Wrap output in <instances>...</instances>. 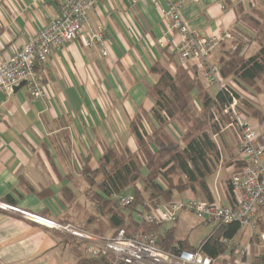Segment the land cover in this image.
I'll return each instance as SVG.
<instances>
[{
    "label": "crops",
    "instance_id": "1",
    "mask_svg": "<svg viewBox=\"0 0 264 264\" xmlns=\"http://www.w3.org/2000/svg\"><path fill=\"white\" fill-rule=\"evenodd\" d=\"M66 1L0 0V62L21 51L59 15ZM167 1L159 0L154 5L138 0L97 2L87 10L88 20L77 39L54 51L40 67L50 99L34 101L25 87L11 96L1 95L0 202L11 205L3 201L11 196L15 201L11 206L20 212L84 226L95 212L90 211L94 207L85 195L89 185L83 168L88 165L96 169L108 148L119 151L120 146L136 153L131 124L138 116L148 134L157 128L152 114L156 97L151 89L159 76L153 73V67L159 64L173 76L185 70L197 77L209 94L217 87L207 86L195 62L181 63L173 47L160 46L169 22L165 15ZM182 3L181 14L189 31L205 37L230 33L235 38L237 29L244 30L238 21L240 5L251 15L252 9L264 8V0ZM100 27L107 32V56L102 47L84 44V39ZM231 47L232 42L222 41L209 64L219 67ZM250 48L247 56L256 52L253 45ZM255 123L264 140V121L255 119ZM172 125L180 128L170 123L166 129L171 136ZM209 134L217 149L213 160L216 171L207 180L210 198L224 206L233 205L230 179L243 165L238 132L226 126L218 133L209 129ZM67 189L72 192L70 200L65 196ZM193 196L208 201L201 192L190 191L175 192L173 200ZM9 212L0 210V264H80L87 259L82 243L76 239L35 224L20 212ZM258 216L261 228L260 224L256 231L246 229L247 235L239 233L235 238L242 236L241 242L248 238L249 247L256 253L245 257L243 264L259 259L264 264V207ZM176 225L170 227L174 235ZM182 242L191 247L200 245L191 242L190 236ZM231 257L223 264H235L234 253Z\"/></svg>",
    "mask_w": 264,
    "mask_h": 264
},
{
    "label": "trees",
    "instance_id": "2",
    "mask_svg": "<svg viewBox=\"0 0 264 264\" xmlns=\"http://www.w3.org/2000/svg\"><path fill=\"white\" fill-rule=\"evenodd\" d=\"M239 13L238 21L244 30H236L235 39L231 41L233 47L219 64L220 76L224 81H234L240 87L249 86L264 96V90L258 85L264 79V8L252 9L251 15L245 13L241 4ZM254 43L258 45V50L246 56ZM40 67L36 69L40 71ZM153 73L159 76L151 89L156 97L152 114L157 128L148 134L138 116L131 124L137 143L136 153L128 149L121 152L108 148L103 152L96 169L88 165L83 168V176L89 185L85 195L95 210L83 229L96 235L113 237L119 230H124L131 237L138 227L133 218L134 213L144 209L149 212L152 208L169 204L175 192H201L209 202H213L207 180L216 171L213 160L217 156V149L209 129L218 133L219 127L210 124L209 113L212 109L229 105L240 96L227 85L212 97L199 79L190 76L185 70L173 76L157 64L153 67ZM195 92L196 96H193ZM254 108H250L249 112H253L250 116L263 123L262 114ZM172 122L184 127L180 139L183 147L166 131ZM129 189L133 190L135 199L123 208L118 205L116 197ZM65 196L70 200L71 190H65ZM3 201L15 205L11 196ZM101 214L107 217L108 222L98 218ZM144 228L148 233H157L161 225L144 224ZM241 229L238 223L217 225L198 247H191L186 242L176 241L174 228H169L161 238L160 245L165 250L176 246L192 252L199 250L216 260L229 250L234 252V248L223 241L233 242ZM80 264L101 262L87 258ZM253 264L263 262L259 259Z\"/></svg>",
    "mask_w": 264,
    "mask_h": 264
},
{
    "label": "built area",
    "instance_id": "3",
    "mask_svg": "<svg viewBox=\"0 0 264 264\" xmlns=\"http://www.w3.org/2000/svg\"><path fill=\"white\" fill-rule=\"evenodd\" d=\"M111 0H67L60 13L46 27L27 42L14 57L0 62V115H2L3 101L14 94L15 88L25 82V89L34 101H47L50 94L43 83L41 72L36 69L48 62L54 51L63 45L77 39L83 25L87 22V10L97 2ZM144 5L157 4L159 0H138ZM182 0H168L165 15L169 22L167 34L159 44L162 47H173L181 63L195 62L202 69V76L209 88L218 86L222 82L219 68L211 66L209 59L215 48L222 41H233L230 33L220 36L205 37L191 33L183 20ZM107 32L100 27L84 39L85 47H102L103 55L107 56ZM236 88L234 82L224 83L222 87ZM237 92V91H236ZM244 92H238L240 98L220 109H212V120L223 130L226 126L236 130L240 141L242 167L230 179L231 194L234 204L224 206L219 202H209L197 197L186 200H173L167 205L152 208L149 213L140 211L136 221L139 231L128 237L124 230H119L113 237H103L81 229L72 223L43 220L34 215L23 213L18 209L0 202V210L20 212L21 215L36 224L48 229L69 235L83 245L84 253L90 260L101 264H223L225 260H232L230 253H225L216 260L196 252L182 250L178 247L165 250L160 240L168 229L178 221L179 213L186 211L194 214L212 228L222 224L238 223L242 228L257 229L259 227V210L264 207V142L256 127L252 126L238 109ZM242 96V97H241ZM242 113V112H241ZM222 116L229 122L224 125ZM135 199L134 193L117 196L121 207H127ZM144 224L161 225L157 233L145 231ZM235 250V249H234ZM247 250L241 249L236 256L235 264H243ZM230 255V256H229Z\"/></svg>",
    "mask_w": 264,
    "mask_h": 264
},
{
    "label": "rangeland",
    "instance_id": "4",
    "mask_svg": "<svg viewBox=\"0 0 264 264\" xmlns=\"http://www.w3.org/2000/svg\"><path fill=\"white\" fill-rule=\"evenodd\" d=\"M252 47V46H251ZM253 47L254 49H256V51L258 50V45L257 44H253ZM251 48H249L250 50ZM252 51V50H250ZM249 52L247 51L246 54H248ZM247 56V55H246ZM202 79H203V76H202ZM205 81V79H203ZM224 81V80H223ZM225 82V81H224ZM224 82L221 84L219 83L218 86L215 88V89H210V95L212 97H214L213 94H215L217 92V90H219V87L220 85H224ZM234 82V81H232ZM227 83V82H225ZM236 88L235 90L238 92H241L243 91L245 94L244 98L240 99V103L238 105V109L239 111L241 112H237V113H240L243 117H245V119H247L249 121V123L255 127L256 123H255V119L253 117L250 116L251 113L253 112H249L250 111V108L251 107H255L254 109H257V111H260V113L262 114V117H263V121H264V99H263V94L261 93H258L256 90H253L251 87L249 86H246V87H240L238 86V84H236L234 82ZM258 85L261 87V89L264 90V79H262L261 81L258 82ZM242 97V96H241ZM263 108V110H261ZM253 109V108H252ZM210 115V124L212 125H215L216 126V123L213 122L212 120V116L211 114L209 113ZM222 120H223V123L224 125H226L228 122H229V119L228 117L226 116H222ZM209 124V125H210ZM176 125L178 127H180L177 122H176ZM173 126V127H172ZM171 129H170V133L172 134V138L175 140V141H180L181 137H182V126L180 128H176L174 125H172ZM218 128V126H217ZM220 130V128H218ZM167 131V129H166ZM221 131V130H220ZM168 132V131H167ZM261 134V133H260ZM263 140V139H262ZM240 142V141H239ZM180 143V142H179ZM181 144V143H180ZM183 147V144L181 145ZM119 151H123L124 149H121L120 146H119ZM239 151H240V146H239ZM131 191L133 192V190L129 189L128 191H126L124 194H128V193H131ZM134 193V192H133ZM123 194V195H124ZM145 210V209H144ZM144 210H140V211H144ZM11 211V210H10ZM91 212H95L94 208L93 209H90ZM140 211H137L134 213L133 217L135 216L137 218V214L140 212ZM146 211V210H145ZM11 212H14V211H11ZM150 212V211H149ZM147 211V213H149ZM10 213V212H9ZM134 217V220L135 222L137 223L136 221V218ZM101 220H105L108 222V219L105 215H99V217ZM260 217H259V224L260 225V228L262 226V222L260 221ZM56 222V221H55ZM177 223V230H176V240L177 241H184L186 240V238H188V236H190V240L191 242H194V244L196 246H198L200 244V242L202 241V239L204 237H206L212 230V226L211 225H208L206 224L204 221L200 220L197 216H195L194 214H191V213H188L186 211H182L179 213V216H178V222ZM175 223V224H176ZM36 224V223H35ZM75 226L77 227H81V229H83L84 227L83 226H80L76 223H73ZM174 224V225H175ZM39 225V224H38ZM173 225V226H174ZM137 226H138V223H137ZM246 229H249L250 231H256L257 229H259V227L257 229H251L249 227L247 228H244V229H241L240 231V235L242 233H246V235L249 233ZM86 230V229H84ZM262 230V229H261ZM136 231H139V226L137 227V230ZM112 233H114L113 231H110ZM118 233V232H117ZM247 237V236H246ZM248 238H246L245 240H242V236L239 237L238 239H234L233 242L231 243H228V241H223L225 244L229 245V247H233L235 250L234 252H231L230 250L227 251L228 253H230V255H233L234 253V256H238L237 253H239L241 251V249H246L247 250V253H246V257L250 254V255H253V254H256L253 249H251V246L249 247V242L247 240ZM235 241V242H234ZM240 243V244H239ZM241 245L243 247H241ZM253 246V245H252ZM177 247V246H176ZM226 252V253H227ZM229 255V256H230ZM237 258V257H236ZM245 258V257H244ZM244 260V259H243ZM242 260V261H243ZM231 260H225V262H230ZM235 261V260H234ZM245 261V260H244ZM224 263V261H223ZM235 263V262H234Z\"/></svg>",
    "mask_w": 264,
    "mask_h": 264
},
{
    "label": "water",
    "instance_id": "5",
    "mask_svg": "<svg viewBox=\"0 0 264 264\" xmlns=\"http://www.w3.org/2000/svg\"><path fill=\"white\" fill-rule=\"evenodd\" d=\"M23 87H25V82L21 83L18 87L15 88V93H17L18 91H20Z\"/></svg>",
    "mask_w": 264,
    "mask_h": 264
}]
</instances>
